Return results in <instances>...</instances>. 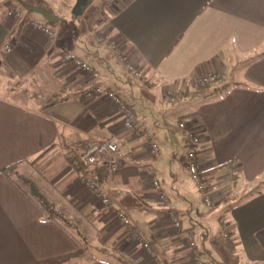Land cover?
<instances>
[{
    "label": "crops",
    "instance_id": "1",
    "mask_svg": "<svg viewBox=\"0 0 264 264\" xmlns=\"http://www.w3.org/2000/svg\"><path fill=\"white\" fill-rule=\"evenodd\" d=\"M6 1L0 0V66L9 73L1 70L0 75L20 78L45 70L54 79L52 92L63 89L70 96L48 107L39 98L33 106L25 98H8L0 88V264H193L188 231L204 264L233 263L230 255L218 263L209 256L233 254L238 248L244 264H264V0H84L75 11L77 0H51L48 6L61 10L53 24ZM25 2L47 8L41 0ZM34 22L55 29L56 39ZM63 25L70 39L64 46L59 43ZM14 31L17 37L6 50ZM98 35L115 40L140 75L126 69ZM73 57L96 69L99 79L91 80L70 64ZM215 73L221 83L199 90L198 81ZM95 86L114 90L132 107L138 129L156 142L158 155H152L146 136L124 128L117 106L94 93ZM177 90L175 102L181 103L172 109L179 110L174 126L163 103ZM179 122L200 140L196 157L214 193L209 207L189 178L188 145ZM87 135L122 145L125 156L109 174L106 190L152 242L158 263L91 195L66 160L67 150L47 164L44 176L52 187L42 190L55 203L59 199L85 215L107 256L88 257L86 248L93 240L82 246L56 222L43 219L40 209L2 173L23 160L40 161L43 154L58 150L62 137L70 142ZM72 152L80 154L75 148ZM152 178L160 182L167 206L157 199ZM198 201L208 210L227 211L225 220L218 217V252L206 229L210 212L196 206ZM169 209L182 231L174 228ZM224 225L230 240L223 236Z\"/></svg>",
    "mask_w": 264,
    "mask_h": 264
},
{
    "label": "built area",
    "instance_id": "2",
    "mask_svg": "<svg viewBox=\"0 0 264 264\" xmlns=\"http://www.w3.org/2000/svg\"><path fill=\"white\" fill-rule=\"evenodd\" d=\"M110 1V0H108ZM15 16H19V12L16 10L11 11ZM36 28L43 31L45 34L49 36V38L56 39L57 31L49 26L44 25L42 22H34L32 23ZM98 41L105 43L108 48H110L118 58L123 62L126 69H128L134 76H139V71L132 64L128 56H124L119 51L115 40L106 39L105 37L98 35ZM71 64L77 68L82 69L87 73L91 80H97L100 77V73L94 69L89 64L79 60L76 57H73L70 60ZM43 77V75H41ZM220 78L219 73H215L206 77L201 78L197 85L200 87H205L212 82H215ZM181 92V90H177L176 92L168 95V99L173 101L176 96ZM94 93L102 94L105 98L110 100L117 106L121 117L122 124L125 129L130 131L133 135H140L141 137L148 138L150 140V151L152 155H158L160 152L159 146L154 142V140L149 136V133L146 130L138 129V126L135 122V113L123 99L122 97L110 88H102L100 86L94 87ZM179 126L183 129V134L185 141L188 145L187 148V172L189 174L190 180L193 182L196 188L201 190L204 193L203 201L210 205L208 200L210 191H208L209 186L206 182L205 175L202 171L200 161L196 157L197 149L199 148L200 140L198 135L195 134L190 128H188L184 122H179ZM63 145H66L63 140ZM73 147L80 152V157L87 165L90 174L80 176L82 182L86 185L87 189L90 191L91 195L99 199L101 204L107 207L115 216L116 220L123 226L126 227L127 233L129 237L135 241V243L139 244L144 248V250L148 253V255L158 263L156 250L151 241L146 240L143 236L142 230L140 227L132 221L128 212L124 207L120 206L112 195L106 190V184L108 182V176L110 173L114 172L120 162V160L125 156L122 145L118 144L113 140H102L97 139L92 136L84 137L82 139H72L70 145L66 147ZM235 165V161L232 160L230 166L233 167ZM102 166L104 168V173L97 174V168ZM146 174L151 176L152 170L147 168ZM153 188L155 190V194L157 199L164 205L167 206L169 203L168 197L164 193L160 182L155 178H152ZM212 203V202H211ZM167 215L169 216L174 228L178 231H182V226L177 214L169 209L167 210ZM223 236L226 238L228 236V232L226 231V226L224 225ZM185 240L188 249L190 250L193 264H204L201 257L200 252L192 232L188 231L185 234Z\"/></svg>",
    "mask_w": 264,
    "mask_h": 264
},
{
    "label": "rangeland",
    "instance_id": "3",
    "mask_svg": "<svg viewBox=\"0 0 264 264\" xmlns=\"http://www.w3.org/2000/svg\"><path fill=\"white\" fill-rule=\"evenodd\" d=\"M9 1H10V3L12 5H15L18 8H20L22 10L21 12L27 13V10L25 9V7L18 0H9ZM23 1L25 2V0H23ZM41 1H42V3L44 5H46L47 8L50 9V11L53 14L57 15V13H60L61 10L59 11V8H58V10L54 11L52 7L48 6L49 3L51 2V0H41ZM95 1L96 0H92L91 3L93 4ZM97 1H101V0H97ZM61 6H62V4H61ZM61 8H63V7H61ZM28 12L30 14L36 16L38 19H40V20H42L44 22H48L49 24H53L52 22L47 21L41 14H39V13H37L35 11L29 10ZM67 21H68V19L65 20V22H67ZM66 29H67L66 25H63V27H62V37H61L60 42H59L60 45H63V44L66 45V44H69V42H70L69 37H67V35L65 33V32H67ZM1 70L7 71L6 67H4V66H0V71ZM41 75H43V77ZM1 79H2V85L0 86V88H3L4 85L7 88V90H13V89L14 90L15 89L16 90H20L18 88L19 87L22 88L23 93L25 94L26 97H28L27 101L30 102L29 104L33 105V106H35L34 105L35 102H37V101L39 102V100H38L39 98H42L43 100H45L48 96H50L53 93L52 90L54 89V86H55L54 85L55 83L53 82L54 79L53 78H52L53 80L50 79V76H48V73H46L45 70H38V71L34 70L31 75L25 76V77L15 78L14 76L13 77L7 76V77L1 78ZM220 80H221V76L215 82L210 83L209 85H207V87H201V89L210 90V89L213 88L212 86H216V85H218V83H221ZM46 87H47V90H46ZM49 87L52 88V89H50ZM45 90H46V92H45ZM36 91H37V93H35ZM65 94H67V93H65L64 90L62 89V95H65ZM167 100L170 101L168 99V96H167ZM175 100H176V98L173 101L164 102L163 103V111L167 112L165 115L168 117L170 123H172L174 126L177 125L176 115L178 114L179 110H172V109L175 106H178L181 103V101L175 102ZM35 108L38 109L39 107L36 106ZM152 109L153 108L151 107L149 110L152 111ZM87 136H89V135H87ZM63 140L65 141L66 145H63ZM71 142H72V140L69 142L68 139H66V137L65 138L62 137L61 140H60V144L61 145L58 146V150H52L51 151L52 153H49V155H48V153L47 154H43L42 156H45V157L43 159H41L40 161L37 160L38 157L30 159V161H25L19 167H16V170L18 172H21V173L25 174V176L31 178L36 183V185H38L40 190L46 195V192H44L43 190L45 188H49V186L52 187V185L49 183L48 177L44 176L45 171H47V168H48L47 164L50 163V162L52 163L54 159L55 160L59 159V157L62 156V154L64 153V151L67 148L73 149L71 146L70 147H66V146L70 145ZM206 182H207V180H206ZM197 190L201 192L202 198H203L204 193L201 190H199L198 188H197ZM208 191H210V189H208ZM254 191H255V189H250L249 190V192H251V193L254 192ZM212 194H214V193H210L209 194V198H208V200L211 201V202L214 200V197L212 196ZM48 199H50L51 201L55 202L50 197H48ZM56 202L57 203H55V204L58 207L65 209L66 213L68 215H70L71 217H73L78 222V225L81 226V228H83L85 230V234H86L87 238L90 239L88 243H91L90 241L93 240V243L90 244V246L88 245V247L86 248L87 251H89V253H90L88 255V257H90V255L92 256V258H98V257H101L102 255H104V256L106 255L107 256V254L104 253V250H105L104 247H102L100 245V242L97 241V237L92 233L93 227H92V225L90 227V224L88 223V220L86 219L85 215L84 214H80L78 212V209L73 207L70 204H66V203H63L62 205L59 204L60 203L59 199H57ZM211 202H210V204H211ZM204 204H205L204 202L202 203L201 201H198L196 203V206L201 207L202 209H207V211L210 212V213H208L209 214V218L206 219V221H205L206 227H207L206 229H207L208 235L211 236V238H213L214 240L217 241L216 242V246L214 248V252H218L220 250L219 248L222 246L221 245L222 244V241H221L222 237H221V234H220V232L218 230V217L221 218V219H224L225 215H227L226 214L227 211H225L224 209H220L219 207H215L214 209L208 210L209 208H207L205 206L206 204L205 205ZM111 214H112V216L114 217V220L117 223L118 221L116 220L114 214L112 212H111ZM87 229H88V231H87ZM88 243H86V244H88ZM228 255L231 256L229 258L233 262V263H230V264H244L243 263V252L241 251L240 248H238L233 254L232 253L231 254L228 253L227 255H225V253L220 252L219 254H216L215 256H213V254H212L209 257H211V258L215 257L216 258L215 262L218 263L219 261L227 262ZM227 264H229V262H227Z\"/></svg>",
    "mask_w": 264,
    "mask_h": 264
},
{
    "label": "trees",
    "instance_id": "4",
    "mask_svg": "<svg viewBox=\"0 0 264 264\" xmlns=\"http://www.w3.org/2000/svg\"><path fill=\"white\" fill-rule=\"evenodd\" d=\"M27 10V3H25L23 0H18ZM3 4H10V1L3 2ZM2 5V4H1ZM15 6V5H14ZM17 7V6H15ZM17 37V31H14V33L8 37V40L4 46V48L7 50L9 49L15 39ZM5 76L0 75V86L2 85V79ZM207 87V86H205ZM199 90H201V87H198ZM3 91L6 92V95L10 99H21L24 100L28 99V97L25 96L23 91L20 90H7V88H2ZM19 89V88H18ZM37 93V91L35 92ZM70 95L65 94L62 95V90H59L57 92H53L50 96H48L44 101L43 105L44 107H48L50 105L56 104L58 102H61L65 99H67ZM30 98V97H29ZM42 105V106H43ZM66 160L80 173V176L90 174L87 165L84 163L83 160L79 157L80 154H76V152H72V149H66ZM24 162L27 160H23ZM17 163L8 165L4 168H2V173L10 179L42 212L43 219L45 220H52L56 222L62 229H64L68 234H70L74 239L77 240V242L80 245H86L90 239L87 238L85 234V230L81 228V226L78 225V222L68 215L66 213V210L63 208L58 207L55 202L48 199V197L40 190L38 185L29 177L25 176V174L18 172L16 170ZM100 168V166H99ZM97 169V174H101L104 168L101 166L102 169ZM105 171V170H104ZM103 171V173H104ZM257 192H260L258 190ZM230 240L229 238H225Z\"/></svg>",
    "mask_w": 264,
    "mask_h": 264
},
{
    "label": "water",
    "instance_id": "5",
    "mask_svg": "<svg viewBox=\"0 0 264 264\" xmlns=\"http://www.w3.org/2000/svg\"><path fill=\"white\" fill-rule=\"evenodd\" d=\"M84 0H77V4L74 7V11L80 6L81 3H83ZM27 9L31 11H35L39 14H41L47 21L49 22H56L58 17L57 15L53 14L52 12L46 10L45 8L41 6H32L27 5Z\"/></svg>",
    "mask_w": 264,
    "mask_h": 264
}]
</instances>
